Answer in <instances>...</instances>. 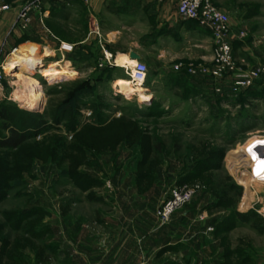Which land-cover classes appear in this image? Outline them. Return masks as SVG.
Wrapping results in <instances>:
<instances>
[{"label": "rangeland", "instance_id": "rangeland-1", "mask_svg": "<svg viewBox=\"0 0 264 264\" xmlns=\"http://www.w3.org/2000/svg\"><path fill=\"white\" fill-rule=\"evenodd\" d=\"M138 2L81 0L64 23L41 22L38 9L27 28L16 19L2 31L0 110L12 119L0 114V137L4 123L37 132L0 148V264H200L205 253L208 264H264V84L235 91L232 75L189 74L212 64L214 40L182 38L179 52L144 53L152 100L126 94L115 78L128 74L104 43L113 30L119 47L138 41L116 28ZM212 2L229 16L240 74L264 65V0ZM57 33L79 42L65 77ZM16 50L30 57L25 69L11 64ZM175 189L190 198L164 219Z\"/></svg>", "mask_w": 264, "mask_h": 264}, {"label": "crops", "instance_id": "crops-1", "mask_svg": "<svg viewBox=\"0 0 264 264\" xmlns=\"http://www.w3.org/2000/svg\"><path fill=\"white\" fill-rule=\"evenodd\" d=\"M126 1L129 2L130 0H126ZM138 1L139 2L137 3V6L135 8H127L126 10L122 11L120 18L118 19L120 23L119 25L116 26V28L119 27L127 28L128 31L129 30L138 31L139 32V33L137 32L138 41L134 44L127 45V47L125 46L119 47V45L116 43L117 40L116 38L118 37L116 35H112L113 31L116 30L110 32V35L108 36V41L105 40L104 54L106 55V58L111 57L110 62L112 65L118 66L120 68H124L125 66L118 64L117 62L118 58H120V56L121 57L123 56L124 61L131 60L130 57L131 52H136L139 55H141L142 61H144V53L150 50L157 52L159 58H163L164 54L167 52L168 49H172L175 52H179V49L176 46L181 42L182 38H190L201 46H205V42L208 41L209 38L212 39L211 33L207 29L201 27L197 22L183 20L180 18L177 11V3L175 0H168L165 2H159L158 0H138ZM80 2L81 0H43L42 3L43 13H41L40 20L41 22L46 21L47 24H49V21L52 18L56 19L57 21H61L63 23L67 22L70 16L69 13L70 14L73 13L72 11L73 8H75V6ZM21 3L22 0H0V5L8 4L11 7L10 10L0 13V36L3 34L2 31L6 29L9 24L13 25V23H15ZM36 17L37 16H35L34 20L36 19ZM94 23L98 25L100 31L99 23L97 21H95ZM109 27H110L109 30L113 28L112 25H109ZM54 37L56 40L54 42L56 45L54 50H58V46L61 42L74 44L76 47L78 45L77 43H79V42H75L74 40L70 41L66 38L65 35L63 36L60 35L59 33H57ZM1 45L3 48H5L4 43H1ZM43 47H44L43 48L44 53H45V49L48 50V52L53 51V49H50L48 45ZM44 53H40V55ZM66 56L65 58L64 56H61L62 58L57 62L58 65H60V63L62 64V66L60 65V67H58L59 72H61L64 69V67L67 68L70 67L67 66L68 64H65L66 62L67 63L69 62L70 65L72 64V62L68 60ZM206 60L208 61L210 59H206ZM59 72L58 74H60ZM61 77H65V76L61 75ZM118 77L120 76H117L115 79H117ZM192 81L193 84L191 83ZM153 82L155 84L157 83L155 80H153ZM189 82L193 86L196 85V87L203 90V85L200 84L201 82L197 83L194 82V80L192 79H190ZM154 83L152 84V86L145 87L147 88L146 90L148 91V93L151 92V90H156V85ZM204 89L207 90L206 88ZM149 97L150 99L148 101L152 100L153 95H149ZM172 98L173 100H176L178 99V96L173 95ZM172 98L169 99L172 101ZM207 256H209L208 253L201 255L200 264H208L209 257ZM220 256L223 259V255ZM217 260H219V257L217 258Z\"/></svg>", "mask_w": 264, "mask_h": 264}, {"label": "built area", "instance_id": "built-area-1", "mask_svg": "<svg viewBox=\"0 0 264 264\" xmlns=\"http://www.w3.org/2000/svg\"><path fill=\"white\" fill-rule=\"evenodd\" d=\"M165 2L168 0H158ZM177 11L181 19L195 21L201 27L207 29L214 40V54L211 65H189L185 69L189 74L209 75L215 80L225 79L227 76H234V90L250 87L255 81L260 80L264 84V65L251 68L246 74H240L238 70L232 44L228 38L230 34V20L227 13L219 9L212 0H175ZM43 0H22L18 12L17 20L21 28L25 29L31 22V13L42 9ZM9 5L0 6V13L10 10ZM93 33L99 34V28L92 29ZM75 48L74 44L61 42L58 50L65 54L71 53ZM108 58V57H107ZM183 68L182 64L176 65V69ZM128 78L133 86H140L146 81L148 76V66L142 60L137 61L133 66L124 67ZM239 74V75H238ZM6 75L4 63L0 62V86H2ZM238 75V76H237ZM220 91L219 88H217ZM258 155L264 158V149L258 151ZM264 183V180L256 179ZM190 198L189 191L175 189L173 195L162 207L161 215L167 219L171 212L184 204ZM260 214L264 216V197L261 199Z\"/></svg>", "mask_w": 264, "mask_h": 264}, {"label": "trees", "instance_id": "trees-1", "mask_svg": "<svg viewBox=\"0 0 264 264\" xmlns=\"http://www.w3.org/2000/svg\"><path fill=\"white\" fill-rule=\"evenodd\" d=\"M232 48H233V45H232ZM77 50L78 49L75 46L74 50L71 53H68L69 55L66 56L67 59L70 60L73 65L76 64V62H77L76 60H78L77 58L72 57L73 55L76 56L78 54V52H80L79 50L78 51ZM82 51H86L85 46L82 47ZM233 53H234V49H233ZM188 76H189L188 77L189 80L191 78H195V76H191V75H188ZM207 78L208 77H205L204 80H206ZM210 78L212 79V77H210ZM255 82H254V84L252 86L245 87V88H242V89H244L245 91H248V92L251 91L252 93H255V90L257 89V88H255V86H256V83H258L259 81L256 82V83ZM0 114H1L2 117L6 118L8 120L12 119V117H10V115H8V113L6 112L5 108H3V110H0ZM3 128L9 129V133H10L8 136L0 137V148H6V149H16V148H18L26 140H28L30 137L34 136L35 133L37 132L36 128H33L31 130L29 129L27 131L25 129H18L16 127H11L7 123H4ZM237 216L243 221L249 220V218H248V216L246 214L239 213Z\"/></svg>", "mask_w": 264, "mask_h": 264}, {"label": "bare ground", "instance_id": "bare-ground-1", "mask_svg": "<svg viewBox=\"0 0 264 264\" xmlns=\"http://www.w3.org/2000/svg\"><path fill=\"white\" fill-rule=\"evenodd\" d=\"M118 58V57H117ZM11 64H13L14 66L17 65L18 67H20L21 69H25L26 66H27V60L30 59L29 56H24V55H21V54H18L17 51H14L12 54H11ZM118 64L119 65H123V66H133L135 63H136V60H128V61H124V57L120 56V58H118ZM6 66L8 67L7 65V62H6ZM35 64L32 65V67H34ZM61 75H65L66 73H69L66 69H64L63 71L59 72ZM117 85L123 89V91L128 94V95H137L138 96V99L139 101H142V102H147L150 97L149 95H147L146 93V89L141 85V86H133L131 84V81L129 80V78H126V77H119L117 79ZM36 96V94H35ZM261 149H264V147L260 148ZM260 158H263L260 156Z\"/></svg>", "mask_w": 264, "mask_h": 264}, {"label": "water", "instance_id": "water-1", "mask_svg": "<svg viewBox=\"0 0 264 264\" xmlns=\"http://www.w3.org/2000/svg\"><path fill=\"white\" fill-rule=\"evenodd\" d=\"M130 57L131 59L133 60H137V61H140L142 59L141 55H139L138 53L136 52H131L130 53Z\"/></svg>", "mask_w": 264, "mask_h": 264}]
</instances>
